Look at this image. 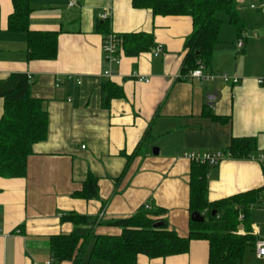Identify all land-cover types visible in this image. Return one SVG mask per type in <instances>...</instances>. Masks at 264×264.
Here are the masks:
<instances>
[{
  "label": "crops",
  "instance_id": "1",
  "mask_svg": "<svg viewBox=\"0 0 264 264\" xmlns=\"http://www.w3.org/2000/svg\"><path fill=\"white\" fill-rule=\"evenodd\" d=\"M259 1L238 0L241 33L226 12L217 14L222 25L209 65L239 77L233 85L188 79L183 72L194 29L190 16L154 15L132 0H30V28L58 31L57 58L30 60L26 33L7 30L12 0H0V79L27 74L32 95L44 100L49 115L48 134L33 145L25 176H0V264L52 259L50 237L74 228L64 219L68 213L94 219L88 248L96 235L120 233L111 223L146 205L163 211L169 228L189 234L193 163L180 155L226 150L235 137L254 138L256 152L264 149V12L250 9ZM106 11L105 22L100 15ZM106 30L150 33L154 43L136 55L121 48L108 79L122 87L123 96L108 105L101 100ZM158 46L162 52L154 56ZM3 110L0 98V117ZM89 174L99 178L98 196H74ZM207 177L210 201L263 184L262 167L248 158L224 159ZM208 250L206 240L195 239L185 253L140 254L138 264H209ZM84 264L99 263L84 258Z\"/></svg>",
  "mask_w": 264,
  "mask_h": 264
},
{
  "label": "trees",
  "instance_id": "2",
  "mask_svg": "<svg viewBox=\"0 0 264 264\" xmlns=\"http://www.w3.org/2000/svg\"><path fill=\"white\" fill-rule=\"evenodd\" d=\"M132 1L135 7L150 8L154 15H187L192 18L194 29L185 44L186 56L183 66L187 78L189 72L198 66V61H203L210 68L212 51L219 42L222 25L218 12H226L228 21L239 33L245 29L243 19L237 10L238 0ZM12 4L14 11L8 18L7 30L26 33L28 59L57 58L58 31L30 28L29 19L33 10L30 0H12ZM109 33L110 31H105L104 39ZM114 34L118 53L123 47L126 54L136 55L152 48L154 44L150 33ZM106 79L101 85V100L104 105H108L113 98L123 96L122 87ZM31 88L32 79L24 73H12L0 79V98L4 102L3 114L0 117V176L10 178L25 176L33 145L44 140L48 134L49 115L44 100L34 97ZM219 120L227 121L228 118L225 120L224 117H219ZM226 151L234 158H248L256 151V141L251 137H235ZM191 163L193 164L190 174V214L199 212L205 220L194 221L190 217V230L187 236H182L169 228L166 218L160 215L163 211L143 206L134 215L111 223L121 228L120 233L96 235L88 248L94 232V219L68 213L64 219L71 221L74 228L70 233L50 237L52 261L84 264V258H87L88 262L96 261L99 264H138L140 254L152 258L181 254L189 250L192 240L203 239L209 246V264L242 263L247 249L253 247L257 239L251 233L250 220L257 190L252 189L210 201L207 174L215 166ZM99 188V178L89 174L83 182L82 189L74 192V196L94 199L98 196ZM241 213L244 214V218L240 221ZM156 223L160 225L155 226ZM240 225H243L242 229L239 228Z\"/></svg>",
  "mask_w": 264,
  "mask_h": 264
},
{
  "label": "built area",
  "instance_id": "3",
  "mask_svg": "<svg viewBox=\"0 0 264 264\" xmlns=\"http://www.w3.org/2000/svg\"><path fill=\"white\" fill-rule=\"evenodd\" d=\"M74 1L70 2V5H73ZM250 9L258 11V12H264V0H261L259 2H254L250 4ZM110 14L108 11L103 12L100 15V18L104 21L109 19ZM243 40L241 39L238 42L239 46H242ZM104 45V51L106 53V62L108 63L107 69L104 70L103 76L106 78H111L114 74V66L116 64L120 63V55L118 53V46L116 41V35L114 33H109L106 38L103 41ZM162 52V47L158 46L155 49L154 56H158ZM189 79H196L198 81H207V82H216L218 80H221L223 82H231L233 85L240 83V78L231 75L226 72H219L212 70L206 66V64L203 61H198V66L189 72L188 74ZM137 79L139 81L149 82V79L145 76L137 75ZM260 82H263V80H260ZM181 158H185L191 162H197V163H207L212 166H217L220 164L221 161L224 159H231L234 158L232 154L226 150L221 151H205V152H183L180 155ZM249 159L255 160L261 167L263 171V184H262V192H263V200H262V207L264 208V149H261L260 151H257L255 153H252L248 157ZM146 208H150L149 205H146ZM244 218V214L241 213L239 215V220L241 221ZM253 235L257 237L255 244L253 246L256 254V258L259 260H262L264 262V236L259 237L260 231L255 228L252 229L251 232ZM37 264H53L52 259L48 260L45 263H37ZM264 264V263H263Z\"/></svg>",
  "mask_w": 264,
  "mask_h": 264
},
{
  "label": "rangeland",
  "instance_id": "4",
  "mask_svg": "<svg viewBox=\"0 0 264 264\" xmlns=\"http://www.w3.org/2000/svg\"><path fill=\"white\" fill-rule=\"evenodd\" d=\"M256 151H254L255 153ZM249 159V158H248ZM255 162V160L251 159ZM256 193V199L254 200L253 204L255 206L251 209V226L252 229L257 228L260 231L259 237L264 236V208L261 206L262 200H263V192L262 188H257ZM203 255H201V258ZM264 262L262 260H259L256 258L255 250L253 247H250L247 249L242 263L239 264H263Z\"/></svg>",
  "mask_w": 264,
  "mask_h": 264
},
{
  "label": "water",
  "instance_id": "5",
  "mask_svg": "<svg viewBox=\"0 0 264 264\" xmlns=\"http://www.w3.org/2000/svg\"><path fill=\"white\" fill-rule=\"evenodd\" d=\"M154 152L158 153V148L155 147ZM191 218L194 221H204L205 220L204 216L199 212L192 213ZM159 225H160V223H156L155 226H159ZM239 228L242 229L243 225H240Z\"/></svg>",
  "mask_w": 264,
  "mask_h": 264
}]
</instances>
